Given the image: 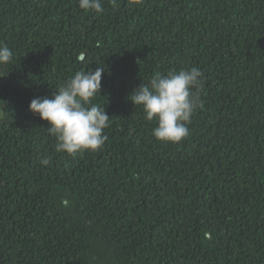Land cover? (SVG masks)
I'll list each match as a JSON object with an SVG mask.
<instances>
[{
    "label": "trees",
    "instance_id": "16d2710c",
    "mask_svg": "<svg viewBox=\"0 0 264 264\" xmlns=\"http://www.w3.org/2000/svg\"><path fill=\"white\" fill-rule=\"evenodd\" d=\"M102 3L0 0V264H264V0ZM97 66L108 140L58 153L29 104ZM191 67L204 108L160 142L128 96Z\"/></svg>",
    "mask_w": 264,
    "mask_h": 264
},
{
    "label": "clouds",
    "instance_id": "9594fccd",
    "mask_svg": "<svg viewBox=\"0 0 264 264\" xmlns=\"http://www.w3.org/2000/svg\"><path fill=\"white\" fill-rule=\"evenodd\" d=\"M134 2L139 4L142 0ZM109 3L114 9L118 7V0H109ZM78 6L97 15L104 12L102 0H78ZM13 59V51L0 42V68L9 65ZM78 59L84 62L85 54L81 53ZM105 71L106 68L99 66L94 72L77 71L57 87L52 98L45 96L31 100L29 111L48 122V127L44 128L55 137L56 152L76 155L102 150L108 140L104 130L110 126V116L104 106L93 101L100 96ZM203 83V72L198 67L181 68L166 74L158 72L135 87L128 99L134 106L142 108L148 121H155L152 135L156 140L179 144L190 134L188 125L194 113L204 108ZM38 159L42 166L51 163L49 156Z\"/></svg>",
    "mask_w": 264,
    "mask_h": 264
}]
</instances>
